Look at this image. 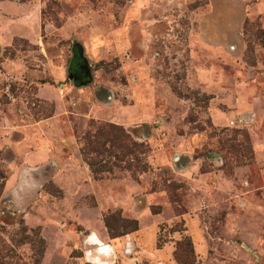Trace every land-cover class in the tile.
<instances>
[{"label":"rangeland","instance_id":"1","mask_svg":"<svg viewBox=\"0 0 264 264\" xmlns=\"http://www.w3.org/2000/svg\"><path fill=\"white\" fill-rule=\"evenodd\" d=\"M12 1L0 140L42 120L48 155L13 212L0 141V264H264V0Z\"/></svg>","mask_w":264,"mask_h":264},{"label":"crops","instance_id":"2","mask_svg":"<svg viewBox=\"0 0 264 264\" xmlns=\"http://www.w3.org/2000/svg\"><path fill=\"white\" fill-rule=\"evenodd\" d=\"M11 10H14L15 12H12ZM2 11L5 15H1ZM22 11L24 14H29L31 9L22 2L18 3L12 0L0 1V43H8L15 36H23L29 40L36 41L31 38V34L35 33L36 27L39 26L40 29V19L39 17L38 19H30L25 16H21L20 20L16 21L12 14ZM16 129L23 134L20 141L9 140L7 142V140H0L6 142L7 146L11 147V149L18 155L21 162L13 167L12 170L10 169L9 175L4 182L2 198L6 200L8 207L11 208L13 212H26L27 208L25 205L28 200L27 195H32L33 190L39 184L33 168L35 163L46 158L48 150L46 148L47 142L43 139V134H41L44 132L42 120L35 121L34 123H28V125H23L21 127L16 126ZM33 131H36L34 137L39 138L38 142H36L38 149L35 150V153L27 147V135H30ZM255 154L256 157H258L259 162L264 160V136L262 138H255ZM16 204L20 206L16 207ZM93 233L94 232L90 235ZM94 234L96 240L99 241L100 239L98 235L96 233ZM89 236H87L86 239ZM254 243H257L256 239L254 240ZM86 246H90V251H93L95 258L99 260H102L101 258H107L109 262L111 261V254L97 250L99 246L96 243L87 244ZM91 255H93L92 252ZM107 260L102 262H108Z\"/></svg>","mask_w":264,"mask_h":264},{"label":"water","instance_id":"3","mask_svg":"<svg viewBox=\"0 0 264 264\" xmlns=\"http://www.w3.org/2000/svg\"><path fill=\"white\" fill-rule=\"evenodd\" d=\"M71 69H72V68H71ZM72 75H73V73H72V72H70V73H69V78H72ZM96 244H97L99 247H100L101 245H103V244H101L100 240H99V241H97V242H96ZM99 247H98V249H97V250H100V251H102V252L109 253V252H107V251H110L108 247H106V248H107V250H101V249H99ZM101 247H102V246H101ZM87 254H88V255H89V254H91V251H90V250H88V251H87Z\"/></svg>","mask_w":264,"mask_h":264},{"label":"built area","instance_id":"4","mask_svg":"<svg viewBox=\"0 0 264 264\" xmlns=\"http://www.w3.org/2000/svg\"><path fill=\"white\" fill-rule=\"evenodd\" d=\"M100 242H101V244H103V245H101L102 247L100 246V249H101V250H107L106 247H108L110 251H107V252H109L110 254H112V250H113V249H112L111 245H110L109 243H104V242H102V241H100ZM127 243H128V242H127ZM127 243H126V245H127ZM126 247H128V246H126Z\"/></svg>","mask_w":264,"mask_h":264},{"label":"clouds","instance_id":"5","mask_svg":"<svg viewBox=\"0 0 264 264\" xmlns=\"http://www.w3.org/2000/svg\"><path fill=\"white\" fill-rule=\"evenodd\" d=\"M97 240H96V237H95V234L93 233L92 235H90L86 241H85V244H92V243H96ZM87 255V253H86Z\"/></svg>","mask_w":264,"mask_h":264},{"label":"trees","instance_id":"6","mask_svg":"<svg viewBox=\"0 0 264 264\" xmlns=\"http://www.w3.org/2000/svg\"><path fill=\"white\" fill-rule=\"evenodd\" d=\"M20 1H24V0H20Z\"/></svg>","mask_w":264,"mask_h":264}]
</instances>
